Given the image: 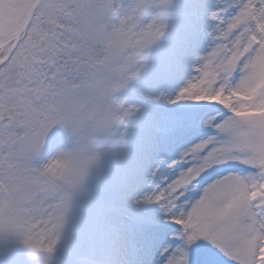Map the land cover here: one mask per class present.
Returning <instances> with one entry per match:
<instances>
[{
  "label": "snow or ice",
  "instance_id": "6c2138e0",
  "mask_svg": "<svg viewBox=\"0 0 264 264\" xmlns=\"http://www.w3.org/2000/svg\"><path fill=\"white\" fill-rule=\"evenodd\" d=\"M69 226L75 264H264V0H0V264Z\"/></svg>",
  "mask_w": 264,
  "mask_h": 264
},
{
  "label": "trees",
  "instance_id": "16d2710c",
  "mask_svg": "<svg viewBox=\"0 0 264 264\" xmlns=\"http://www.w3.org/2000/svg\"><path fill=\"white\" fill-rule=\"evenodd\" d=\"M69 230H70V231H68V232L66 233L65 238L60 242V244H59V246H58V248H57L56 254H57L58 251L65 250L64 242H66L67 240H69V239L74 240L75 238H77V241H78L79 238H78L77 235H75V234L73 233L71 226H69ZM69 232H70V233H69ZM69 234H70V236L68 237V239H66V237H67ZM5 250H10V251L14 252L15 255H16L21 261H23V260L25 259V256H26V252H25V250H24L23 248H21V247L15 245V244H11V243H9V244H0V255H2L3 252H4ZM56 254H55V255H56ZM54 258H57V259H58V257H54ZM35 264H44V260H43V258H42V257H37V260H36ZM53 264H55V263L53 262Z\"/></svg>",
  "mask_w": 264,
  "mask_h": 264
},
{
  "label": "rangeland",
  "instance_id": "374dc122",
  "mask_svg": "<svg viewBox=\"0 0 264 264\" xmlns=\"http://www.w3.org/2000/svg\"><path fill=\"white\" fill-rule=\"evenodd\" d=\"M46 155H51V153H46ZM69 236L70 234L66 237V239H68ZM76 241L77 239L75 240L69 239L66 242H64L66 252L67 253L69 252V254L73 255L74 257H78L80 251V247L76 245Z\"/></svg>",
  "mask_w": 264,
  "mask_h": 264
},
{
  "label": "clouds",
  "instance_id": "9594fccd",
  "mask_svg": "<svg viewBox=\"0 0 264 264\" xmlns=\"http://www.w3.org/2000/svg\"><path fill=\"white\" fill-rule=\"evenodd\" d=\"M48 161L49 162H54L51 155L48 157Z\"/></svg>",
  "mask_w": 264,
  "mask_h": 264
}]
</instances>
